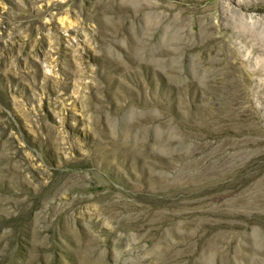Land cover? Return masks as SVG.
<instances>
[{
	"label": "rangeland",
	"instance_id": "1",
	"mask_svg": "<svg viewBox=\"0 0 264 264\" xmlns=\"http://www.w3.org/2000/svg\"><path fill=\"white\" fill-rule=\"evenodd\" d=\"M0 264H264V0H0Z\"/></svg>",
	"mask_w": 264,
	"mask_h": 264
}]
</instances>
